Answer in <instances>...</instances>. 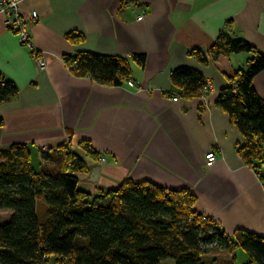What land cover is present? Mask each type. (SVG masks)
Here are the masks:
<instances>
[{
	"label": "crops",
	"instance_id": "1",
	"mask_svg": "<svg viewBox=\"0 0 264 264\" xmlns=\"http://www.w3.org/2000/svg\"><path fill=\"white\" fill-rule=\"evenodd\" d=\"M19 8L27 20L37 14L28 28L46 68L36 69L0 17V72L18 87L0 103V150L62 148L87 167L76 174L81 191L98 195L125 182L186 191L195 212L227 237L242 230L264 238V164H249L243 136L216 106L228 78L253 55L209 54L224 32L264 56V0H20ZM193 50L208 63L189 56ZM81 52L127 61L129 79L115 86L74 75L64 58ZM139 55L142 66L133 62ZM178 69L202 75L209 93L181 98L171 83ZM252 85L264 100V70ZM209 152L217 159L206 167ZM238 250L221 251L218 260L238 264ZM242 252L243 264H253Z\"/></svg>",
	"mask_w": 264,
	"mask_h": 264
},
{
	"label": "trees",
	"instance_id": "2",
	"mask_svg": "<svg viewBox=\"0 0 264 264\" xmlns=\"http://www.w3.org/2000/svg\"><path fill=\"white\" fill-rule=\"evenodd\" d=\"M238 53L253 57L246 69L228 78L216 106L243 136L240 150L249 164L261 166L264 100L252 80L264 70V56L224 32L209 49L213 58ZM189 56L202 65L208 63L199 50ZM64 61L74 75L101 84L119 86L131 74L129 63L118 57L81 52ZM144 61V55L133 57L140 66ZM171 83L187 99L200 96L207 87L202 75L188 69L173 71ZM17 94V85L0 72V103ZM64 150L41 151L40 171L33 167L26 146L0 150V210L10 212L7 220L0 221V264H221L212 250L232 252L237 247L251 263L264 264V238L242 230L234 239L227 237L195 212V198L186 191L131 182L98 195L81 191L76 174L85 173L87 167Z\"/></svg>",
	"mask_w": 264,
	"mask_h": 264
},
{
	"label": "built area",
	"instance_id": "3",
	"mask_svg": "<svg viewBox=\"0 0 264 264\" xmlns=\"http://www.w3.org/2000/svg\"><path fill=\"white\" fill-rule=\"evenodd\" d=\"M20 0H0V17L3 19V25L6 29H8L11 33H13L18 40V43L22 47H27L31 56L35 60L36 69L44 70L46 68V62L43 56L40 53H37L31 44L30 32H29V22L35 21L37 19L36 12H32L29 16V19H25L19 8ZM142 16L137 18V21H141ZM128 86L130 88H135L140 90V88L135 85L133 81H128ZM210 91V86L207 84V87L203 91L204 98ZM216 155L214 152H209L205 155V165L206 167H211L216 161ZM104 161V159H102ZM203 220H206L205 217H202Z\"/></svg>",
	"mask_w": 264,
	"mask_h": 264
},
{
	"label": "rangeland",
	"instance_id": "4",
	"mask_svg": "<svg viewBox=\"0 0 264 264\" xmlns=\"http://www.w3.org/2000/svg\"><path fill=\"white\" fill-rule=\"evenodd\" d=\"M137 91H140L138 89H136ZM39 154H37V151L35 149H31V159H32V164L33 167L40 171L43 167L42 163L40 162V158L38 157ZM10 215L9 211H5V210H0V221H4L7 220L8 217ZM213 252H211L210 254L213 255L212 257L218 256L220 252H217L216 250H212ZM226 252V251H225ZM239 256L237 259L238 264H243L244 263V258H241V253L242 250H238ZM210 256H208L207 258L209 259ZM221 264H224V262H221Z\"/></svg>",
	"mask_w": 264,
	"mask_h": 264
},
{
	"label": "water",
	"instance_id": "5",
	"mask_svg": "<svg viewBox=\"0 0 264 264\" xmlns=\"http://www.w3.org/2000/svg\"><path fill=\"white\" fill-rule=\"evenodd\" d=\"M95 170H97V169H95Z\"/></svg>",
	"mask_w": 264,
	"mask_h": 264
}]
</instances>
